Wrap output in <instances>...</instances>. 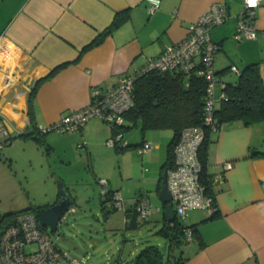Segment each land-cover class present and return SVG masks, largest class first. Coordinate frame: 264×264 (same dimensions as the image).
<instances>
[{
    "label": "crops",
    "instance_id": "1",
    "mask_svg": "<svg viewBox=\"0 0 264 264\" xmlns=\"http://www.w3.org/2000/svg\"><path fill=\"white\" fill-rule=\"evenodd\" d=\"M152 1L156 0H0V120L6 121L9 136H17L29 146L36 144L43 152V146L18 134L33 129L27 113L28 94L34 82L51 70L56 69L39 84L33 99L37 126L55 123L62 114L85 106L92 87L108 88L120 76L136 73L147 57L157 56L166 45L182 40L190 24L211 3L226 4L228 17L221 24H228L226 28L233 37L236 17L244 4V0H157L158 7L151 14L148 8ZM118 12H127L129 19L100 44L80 52ZM253 21L256 38L237 41L239 58L245 64L258 62L264 79V0L255 10ZM210 37L222 47L221 36L215 33ZM95 129H99L98 122L89 119L80 129L68 133V138L46 137L48 151L44 150L48 154L63 146L67 151L73 133L79 141L91 143L89 133ZM152 136L144 133L132 148L142 141H151L159 148L161 140ZM258 149L264 150V122L244 125L232 120L212 132L207 173L218 215L211 218L206 208L186 212L182 217L186 224L181 223L194 225L195 235L170 254V264H264V157L250 156ZM62 155L66 157V153ZM165 157L166 150L160 168ZM226 161L232 165L223 171ZM222 172L223 180L216 181V175ZM140 195L151 202L148 192ZM156 196L159 201L151 212H159L161 227L162 203ZM136 198L125 211H133Z\"/></svg>",
    "mask_w": 264,
    "mask_h": 264
},
{
    "label": "rangeland",
    "instance_id": "2",
    "mask_svg": "<svg viewBox=\"0 0 264 264\" xmlns=\"http://www.w3.org/2000/svg\"><path fill=\"white\" fill-rule=\"evenodd\" d=\"M226 27L228 24H221L210 30L211 36L217 33L223 39L214 67L222 69L234 64L241 71L246 64L239 58L240 42L232 37V32H228ZM237 78L238 73L230 70L222 76L223 81L232 84ZM219 92L220 86L217 84L216 94ZM92 119L98 122L99 129L89 133L91 143L79 145L81 140L73 133L67 151H63L61 146L46 154L43 147V152L37 150L36 144H23L16 139L17 136H13L10 143L9 134L0 135V214L19 211L31 205L52 204L63 185L74 198V203L58 222L55 231L48 227L46 230L57 247L71 258L84 264L133 260L140 250L150 244L164 248L166 256L178 252V247H171L163 235L157 233L161 223L160 218L157 220L158 211L151 212L147 221L135 227L126 225L125 216V209L131 207L139 192H148L151 207L155 209L159 201L155 184L161 174L160 162L171 138V129H150L145 132L146 136L152 133V138L161 140L159 148L152 143L153 147L143 154H138L136 148L132 147L125 153H118L115 146L106 145V139L112 134L110 125L97 116ZM48 136L68 138L70 135L52 130L45 134V138ZM142 136L139 125L131 126L127 128L123 141L138 143ZM62 153H66V157ZM100 179L107 181V189L118 190L123 200L121 207H103ZM177 218L186 222L182 217ZM183 245L181 243L180 248Z\"/></svg>",
    "mask_w": 264,
    "mask_h": 264
},
{
    "label": "built area",
    "instance_id": "3",
    "mask_svg": "<svg viewBox=\"0 0 264 264\" xmlns=\"http://www.w3.org/2000/svg\"><path fill=\"white\" fill-rule=\"evenodd\" d=\"M262 0H244L242 11L237 15L236 27L233 37L242 39H255L256 27L254 25L255 10ZM158 7V1H152L148 8L153 13ZM228 17L226 4L222 1L211 3L188 28L187 35L180 41L166 45L160 54L147 57L140 72L158 69L161 71H175L189 74L197 72L205 77L206 92L204 100L203 127L190 126L181 131L180 138L173 148V165L166 170V185L170 192L173 207L177 217H184L186 212L194 208H206L214 211L212 198L205 194L204 187L199 181L201 164L198 150L205 138V129L216 132L220 129L214 110L218 101L225 98L223 87L215 73L214 60L218 45L211 40L210 30L219 25ZM1 41V39H0ZM230 71L238 73L235 66ZM135 74H124L111 87L101 88L94 86L91 89L89 102L74 111L61 115L60 119L50 125H39L40 131H58L71 133L89 119L97 116L111 128H118L124 123V113L132 106V89ZM219 84L220 92L216 94V85ZM222 127V126H221ZM8 134L6 121L0 120V135ZM123 134L117 131L114 136L106 139L108 146H124L121 141ZM84 145V142L78 143ZM153 147L149 141H143L136 147L138 154H143ZM231 162L223 163V171L231 167ZM215 180H223V172L216 175ZM101 193L107 191V181L100 179ZM108 204L114 203L116 208L123 205V200L117 191H114ZM150 202L146 196H138L134 209L138 221H147L151 213ZM185 239H192V231L187 228ZM0 264H84L71 258L67 252L57 247L51 234L43 229L32 212L18 213L13 221L2 225L0 223ZM108 264H133L132 260H114Z\"/></svg>",
    "mask_w": 264,
    "mask_h": 264
},
{
    "label": "trees",
    "instance_id": "4",
    "mask_svg": "<svg viewBox=\"0 0 264 264\" xmlns=\"http://www.w3.org/2000/svg\"><path fill=\"white\" fill-rule=\"evenodd\" d=\"M128 19L129 15L127 12L116 13L111 24L82 47L80 52H84L100 44L108 34ZM216 44L218 45V51L221 49L220 44ZM230 67L215 69V73L219 76L220 81L224 83L222 90L225 98L218 101L214 110V115L218 120L220 128L224 123L232 120H240L244 125L264 122V79H262L260 74L258 62L246 64L241 71H238L237 81L233 84L222 80V76L230 70ZM141 69L134 73L136 78L134 79L132 89L133 104L124 113V123L118 128L110 127V129L111 136L120 131L123 137L127 128L131 126L139 125L142 135L150 129H171L172 135L166 145V157L161 165V174L157 182L156 192L158 194L162 183L161 176L163 171L168 170L173 165V148L180 138L181 131L190 126L203 127L206 80L204 76L199 75L195 71L185 74L180 71H161L158 69L140 72ZM55 70L53 69L46 76L37 79L32 85L28 94L27 113L30 121L33 123V129L18 134V136L23 138L33 139L37 144L43 146L46 151H48V144L45 141V134L49 131H40L38 126L34 124L33 99L39 84L52 75ZM205 131V138L198 150V158L201 164L199 181L204 187L205 194L212 198V205L215 208L210 215L212 218L218 215L212 181L207 173L208 146L212 132L207 128ZM123 137L121 141H123ZM11 138L10 136L8 141ZM130 147H132V144H128L127 142L124 146H115L118 150ZM250 156L264 157V150H255L254 153H250ZM114 191L107 189L105 195H103L104 200L102 201V205L104 208H106L105 204L109 208H116L113 205L114 203L108 204V201L112 199L111 196ZM41 206L47 205H31L19 211L3 213L0 216V223L2 225L10 223L21 212H32L38 219L37 212ZM163 206L164 204L162 203V210ZM125 216L126 225L129 227H135L138 223L143 222L136 219L135 209L133 211H126ZM41 227L46 229L45 226L41 225ZM187 228L191 229L193 237L195 235L194 225H183L177 216L172 222H166L162 218V225L157 230V233L163 235L171 247H177L186 240L185 231ZM132 261L133 264H170L172 259L170 255L166 256L165 251L159 246L150 244L140 250Z\"/></svg>",
    "mask_w": 264,
    "mask_h": 264
},
{
    "label": "water",
    "instance_id": "5",
    "mask_svg": "<svg viewBox=\"0 0 264 264\" xmlns=\"http://www.w3.org/2000/svg\"><path fill=\"white\" fill-rule=\"evenodd\" d=\"M167 172L163 171L161 176V187L159 189L158 195L163 206V219L166 222H172L176 217L175 210L172 203V198L170 192L166 185ZM74 201L70 196L69 192L62 185L58 192L56 200L47 206H41L38 209V220L40 225L48 227L51 231H55L58 222L62 219L65 212L68 211ZM1 216V214H0ZM164 251V248H162Z\"/></svg>",
    "mask_w": 264,
    "mask_h": 264
}]
</instances>
